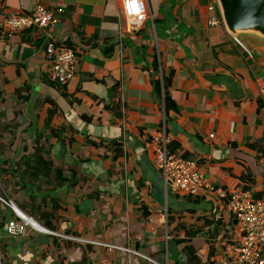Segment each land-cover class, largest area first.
I'll return each instance as SVG.
<instances>
[{"label": "crops", "instance_id": "1", "mask_svg": "<svg viewBox=\"0 0 264 264\" xmlns=\"http://www.w3.org/2000/svg\"><path fill=\"white\" fill-rule=\"evenodd\" d=\"M122 1L0 0V21L37 5L55 14L44 32L0 29V168L7 172L0 195L23 213L34 206L53 216L43 219L52 229L39 223L52 232L133 253L32 229L9 236L16 214L1 204L0 264H186L179 241L210 264L240 239L230 197L264 200V151L251 148L264 140V39L240 33L244 49L237 45L225 24L211 25L210 0H143L142 25L130 31ZM47 34L76 55L66 86L50 79ZM171 73L175 108L167 114L163 76ZM160 135L199 165L207 181L199 196L166 185L151 144ZM44 145L72 183L37 193L29 179L22 190L15 183L23 162ZM46 195L58 199V210L43 202ZM169 240L184 262L170 256Z\"/></svg>", "mask_w": 264, "mask_h": 264}, {"label": "built area", "instance_id": "2", "mask_svg": "<svg viewBox=\"0 0 264 264\" xmlns=\"http://www.w3.org/2000/svg\"><path fill=\"white\" fill-rule=\"evenodd\" d=\"M210 3L209 11L214 14L211 25L225 24L223 16L221 15V18L217 15L219 10L221 12L219 0H210ZM144 11L143 0L122 1V16L130 31L141 27ZM54 20L53 11L37 5L29 14L13 12L3 17L0 21V29L11 35L23 33L29 29L44 32L51 28ZM47 35L49 39L45 52L50 63V79L61 86H66L75 75L76 55L72 49L57 43L50 34ZM233 40L244 49V45L238 39L233 38ZM211 138L214 137L211 135ZM151 144L154 147L155 165L161 171L166 185L180 195L199 196L203 188L207 187V181L197 162L171 153L165 136L160 135L154 138ZM212 191L221 199L228 198L222 189ZM0 203L12 208L16 214V219L11 220L7 226L9 236H22L28 229H32L79 245L112 248L133 253L130 249L108 245L97 240L52 232L18 210L12 201L0 197ZM226 209L239 225L240 239L235 243L225 244L220 257L211 261L210 264H264V200L237 192L228 200ZM102 264L112 263L104 261Z\"/></svg>", "mask_w": 264, "mask_h": 264}, {"label": "trees", "instance_id": "3", "mask_svg": "<svg viewBox=\"0 0 264 264\" xmlns=\"http://www.w3.org/2000/svg\"><path fill=\"white\" fill-rule=\"evenodd\" d=\"M172 73L170 75H164L163 76V90H164V100H165V107H166V112L167 114L170 112V110H173L175 108V104L173 102L172 97L168 94V89L171 86V81H172ZM161 83L159 81H156L154 83L155 90L158 92V94H161ZM262 102L259 101V104ZM264 107L263 104L259 105V111L261 108ZM59 131L55 132V135H58ZM179 145L176 143H170L168 144V149L171 153L177 154V150L179 149ZM251 148L253 150L263 152L264 151V140L262 139L261 142L256 143L255 145H252ZM180 155V154H177ZM184 158H187L185 155H181ZM24 163V166L26 167V171L24 172V175L21 174L18 181L15 183L22 190H25L28 187V180L30 179L32 182V186L35 191L38 193L40 192H45V191H50V188L53 187H59L63 184L67 183H72L70 180L62 178L63 175V170H60L54 166V162L52 160V156L47 149V147L44 145L40 148H36L34 152L31 154V156L26 159ZM7 173L6 170L0 168V181L1 183L4 182L2 179L4 174ZM75 169H71V174H72V180H75L77 174H76ZM71 180V181H72ZM75 182V181H74ZM73 182V183H74ZM0 197H2L0 195ZM43 202H51L52 203V211L58 210L59 203L58 199L56 198H51L50 200L48 199V195L44 196ZM1 205V203H0ZM25 213H27L31 218L35 219L38 223L42 224L43 226H47V228L52 229L53 227L47 222L44 221V218L52 220L51 215H48L41 212L39 209H37V213L33 212L32 210L34 209V206L32 207V210L29 211V209L22 208L20 207ZM38 208H40V205H38ZM39 210V211H38ZM39 212V213H38ZM1 215V214H0ZM45 216V217H44ZM4 219H0V227ZM190 235V233H187ZM186 243L185 248L183 249V253L186 256V264H203L202 259L198 255V251L190 244H187L186 241H179V244L181 243Z\"/></svg>", "mask_w": 264, "mask_h": 264}, {"label": "water", "instance_id": "4", "mask_svg": "<svg viewBox=\"0 0 264 264\" xmlns=\"http://www.w3.org/2000/svg\"><path fill=\"white\" fill-rule=\"evenodd\" d=\"M224 23L229 31L240 42V33L264 39V0H219ZM242 43V42H241ZM94 175H98L93 170ZM100 177V176H99ZM168 251L177 261H185L175 240H169Z\"/></svg>", "mask_w": 264, "mask_h": 264}, {"label": "bare ground", "instance_id": "5", "mask_svg": "<svg viewBox=\"0 0 264 264\" xmlns=\"http://www.w3.org/2000/svg\"><path fill=\"white\" fill-rule=\"evenodd\" d=\"M20 212V211H19ZM21 213V212H20Z\"/></svg>", "mask_w": 264, "mask_h": 264}]
</instances>
